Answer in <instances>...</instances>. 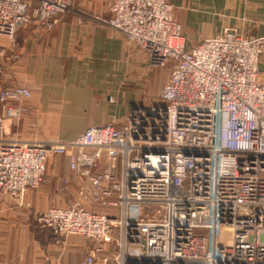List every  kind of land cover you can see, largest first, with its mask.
<instances>
[{
	"label": "built area",
	"instance_id": "2783aa9c",
	"mask_svg": "<svg viewBox=\"0 0 264 264\" xmlns=\"http://www.w3.org/2000/svg\"><path fill=\"white\" fill-rule=\"evenodd\" d=\"M70 11L72 0H0V33L14 39L34 20L53 29ZM110 11L97 21L151 67L172 66L161 104L75 138L30 139L8 131L7 119L22 117L28 108L17 102L32 90H1L0 194L29 206L26 192L64 154L76 198L33 215L56 244L112 241L117 264H264V36L225 29L189 47L170 0H112Z\"/></svg>",
	"mask_w": 264,
	"mask_h": 264
},
{
	"label": "crops",
	"instance_id": "0c3cea01",
	"mask_svg": "<svg viewBox=\"0 0 264 264\" xmlns=\"http://www.w3.org/2000/svg\"><path fill=\"white\" fill-rule=\"evenodd\" d=\"M74 2L81 7L79 21L75 13H68L53 29L38 27L34 20L18 29L14 39L0 33V91L13 86H27L32 90L30 98L17 102L28 106L29 112L22 118L7 119L8 131L14 134L30 139H71L90 125L106 123L114 115L125 113L121 106L111 103L110 97H124L128 117L134 108L159 102H149L141 96L143 94L133 87L136 78H129L122 86L123 73L133 67L140 69L139 79L149 82L150 65L146 53L127 44L120 31L95 25L98 17L111 15L112 0ZM170 2L189 47L225 29L238 30L249 38L264 36V0ZM260 67L264 81V51ZM2 110L0 101V113ZM50 161L49 179L43 178L37 187L26 192V199L32 205L29 213L66 206L75 195L62 188L61 177L73 176L68 156L52 155ZM29 213L17 207L8 195L0 194V218L6 217L7 222L17 219L14 221L26 234L23 241L32 238V245H25L22 256L13 264H81L87 255L76 263L71 251H64L53 242L54 235L49 229L40 226L42 233L50 234L51 238L33 237ZM2 264L7 263L4 260Z\"/></svg>",
	"mask_w": 264,
	"mask_h": 264
},
{
	"label": "rangeland",
	"instance_id": "374dc122",
	"mask_svg": "<svg viewBox=\"0 0 264 264\" xmlns=\"http://www.w3.org/2000/svg\"><path fill=\"white\" fill-rule=\"evenodd\" d=\"M80 8L81 7L77 6L75 4L74 0H72V11L66 12L62 16L66 15L68 13H75L77 15L78 21H79L78 11ZM61 17H60V19H61ZM101 18H105V17L101 16ZM94 23L97 26L112 28V27L108 26L106 23H103L102 21H97V19H96V21H94ZM112 29H114V28H112ZM124 39H125V37H124ZM125 41H126V39H125ZM127 44H128V42H127ZM187 44H188V42H187ZM134 47H138V46L135 45ZM146 60H147V57H146ZM122 61L127 64V61L124 59V57H122ZM260 61H261V56H260V60H259V66H260ZM149 67H150L149 68L150 69L149 70L150 71L149 77L151 78V80L149 82H145V80H142L143 78L139 79L138 76H139L140 69L138 67H133L131 69L127 68V71L125 73H123V79H122L123 84H122V86L126 84V82L128 81L129 78H136L137 83H134L135 85H133V87H135L137 91L141 92L143 94L141 96L144 97L147 101H149V102H158L159 101L156 105H160L161 104V97H159V93L161 92L162 87H164V85L169 80L168 78L170 77V72H171L172 66H167L164 68H153L151 66H149ZM160 81H162L161 86H160ZM109 100L112 101L111 103H113V105L116 103L115 105H117L119 107L121 106V109L125 113L128 112L127 104H126V101H124L123 96L121 98L117 97V99H115V98L113 99L112 97H110ZM27 108H28V110L22 115V117L29 112L30 109L28 106H27ZM125 113H123L121 115L120 114L114 115L113 117H111V120L106 121V123H116V124L123 123L126 120V118L128 117V115H126ZM16 135H19V134L16 133ZM19 136L23 137L21 135H19ZM24 138H26V137H24ZM50 138H52V137H49V138L48 137H42V139H50ZM53 139H63V138L53 137ZM51 159H52V156L50 157V159L47 162V171H46V174L44 176V179H47V180L49 179L48 178L49 177L48 164H50ZM70 176L71 175L63 176V177H61V180H62L63 190L67 189V190H65V192H70V194H72L73 192L75 193V195L71 196V198H70L71 201H73L76 198V187H75V185L71 184L69 186H66L64 184L65 179H72V177H70ZM25 199H26V195H25ZM12 201L17 207H21L24 211H26V213L27 212L29 213V210H31L30 208L32 207V205H31L30 201L27 199H26V202L30 204L29 206L19 205L13 199H12ZM32 212L29 213L30 220L28 221V219H27V221L33 226V227H31L32 228L31 234L33 235V237H35L37 239H39L40 237L45 238V239L48 237L51 238L50 234H47L46 232H45V234L42 233L44 231L41 230L40 225L34 220V216H33L34 213H32ZM6 219H7L6 217L0 218V264H2V262H4V260L6 261L7 264H13V262L16 260L17 257L22 256L23 247L25 245H27L29 247L32 245V238L30 236H28L31 238V241L24 242L23 239L26 236V234L21 230V227H19V223H16L14 221L17 219L10 220L8 222L6 221ZM10 219H12V218H10ZM24 219H25V217H24ZM34 225H36L38 228H35ZM40 232L43 236L40 234ZM53 242L55 243V240ZM97 246L103 247L104 251L101 252L102 253L101 255H97L96 263L101 264V262L104 259H106L105 264H115L114 256H115V253L117 252V246L112 241H95V240L88 239V238L81 237V236H70L68 241H67L66 247H62L59 245V247L64 251H71L72 256H73L76 263L79 262L80 260H82V258L84 256L92 253Z\"/></svg>",
	"mask_w": 264,
	"mask_h": 264
},
{
	"label": "bare ground",
	"instance_id": "6f19581e",
	"mask_svg": "<svg viewBox=\"0 0 264 264\" xmlns=\"http://www.w3.org/2000/svg\"><path fill=\"white\" fill-rule=\"evenodd\" d=\"M106 254V253H105Z\"/></svg>",
	"mask_w": 264,
	"mask_h": 264
}]
</instances>
